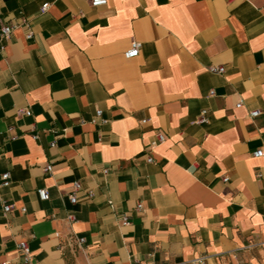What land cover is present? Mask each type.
<instances>
[{"label": "crops", "instance_id": "1", "mask_svg": "<svg viewBox=\"0 0 264 264\" xmlns=\"http://www.w3.org/2000/svg\"><path fill=\"white\" fill-rule=\"evenodd\" d=\"M1 24L0 263L25 240L39 264H264V0H0Z\"/></svg>", "mask_w": 264, "mask_h": 264}, {"label": "built area", "instance_id": "2", "mask_svg": "<svg viewBox=\"0 0 264 264\" xmlns=\"http://www.w3.org/2000/svg\"><path fill=\"white\" fill-rule=\"evenodd\" d=\"M108 0H89V3L93 7H99V6H104L106 5ZM47 7V3H44L41 7V10H45ZM14 26L10 24H1L0 25V53L3 51L4 46H5V41L9 38ZM32 36V32L30 30L27 31L26 37L30 38ZM141 48V42L137 40H131L129 48L124 52V56L126 58H133L139 55V51ZM208 69L211 72H216V73H223L224 72V67L222 65H210ZM213 92L210 91V94ZM240 105V103H238ZM19 111H23L26 114H30V110L28 109H19ZM101 111L97 109V115H99ZM251 116H255L258 114V110H253L250 111L249 113ZM207 116H206V109L201 110L197 122L202 123L207 121ZM163 139V135L161 133H157L156 135V140H153L151 142V146H154L158 141H161ZM253 155L255 157H262L264 156V150L259 148L253 151ZM147 161H152V157H148ZM52 166L50 164H47L44 167L45 171H51ZM106 171V170H105ZM1 179V184L2 185H8L9 184V172L6 171L1 174L0 176ZM223 180H227L226 177H223ZM72 192L69 195L70 202L75 203L76 202V191L80 188V183L78 181H74L72 185ZM38 196L40 199L44 200L48 198V193L45 188H40L37 190ZM88 195H91V191L88 192ZM141 207V203H137V208ZM4 211H9L11 209V205L5 204L3 206ZM24 210V209H22ZM70 218H73L72 216ZM127 217L126 215H123V224H127ZM83 238H78V242H82ZM17 249L19 250L22 260L25 264H39L37 261L33 259V253L30 250L27 241L21 240L17 243ZM0 264H7L6 261L1 262Z\"/></svg>", "mask_w": 264, "mask_h": 264}]
</instances>
